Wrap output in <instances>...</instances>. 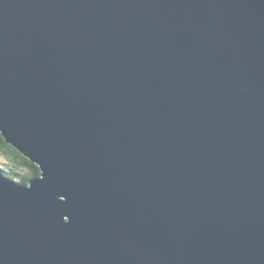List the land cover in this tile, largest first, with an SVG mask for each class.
Instances as JSON below:
<instances>
[{"label":"water","instance_id":"1","mask_svg":"<svg viewBox=\"0 0 264 264\" xmlns=\"http://www.w3.org/2000/svg\"><path fill=\"white\" fill-rule=\"evenodd\" d=\"M0 264H264V0H0Z\"/></svg>","mask_w":264,"mask_h":264},{"label":"trees","instance_id":"2","mask_svg":"<svg viewBox=\"0 0 264 264\" xmlns=\"http://www.w3.org/2000/svg\"><path fill=\"white\" fill-rule=\"evenodd\" d=\"M0 171L21 184L41 177V168L9 144L0 131Z\"/></svg>","mask_w":264,"mask_h":264}]
</instances>
